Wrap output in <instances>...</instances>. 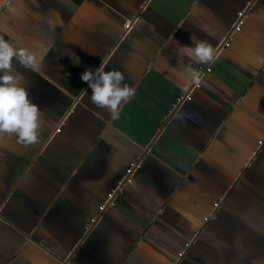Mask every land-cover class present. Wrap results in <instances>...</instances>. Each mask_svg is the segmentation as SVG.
<instances>
[{
  "label": "crops",
  "instance_id": "crops-1",
  "mask_svg": "<svg viewBox=\"0 0 264 264\" xmlns=\"http://www.w3.org/2000/svg\"><path fill=\"white\" fill-rule=\"evenodd\" d=\"M0 35L42 57L14 70L46 118L0 137V264H264V0H0ZM103 58L118 119L80 79Z\"/></svg>",
  "mask_w": 264,
  "mask_h": 264
},
{
  "label": "clouds",
  "instance_id": "clouds-1",
  "mask_svg": "<svg viewBox=\"0 0 264 264\" xmlns=\"http://www.w3.org/2000/svg\"><path fill=\"white\" fill-rule=\"evenodd\" d=\"M190 45L180 46V50L194 64L209 63L215 50L206 39L195 34L190 37ZM178 43V42H177ZM74 65L81 58L72 52L68 55ZM42 57L27 47L15 45L11 39L0 35V137L5 134L15 136L19 143L31 145L40 138L41 128L46 123L41 106L31 98V86L21 81L23 73L14 70V64L28 69H36ZM108 61L102 62L94 70L86 68L80 79L91 89L88 99L98 108L106 109L112 119H118L122 106L135 95L136 88L127 82L125 73L119 68L105 70ZM189 72L194 70L189 67Z\"/></svg>",
  "mask_w": 264,
  "mask_h": 264
},
{
  "label": "built area",
  "instance_id": "built-area-1",
  "mask_svg": "<svg viewBox=\"0 0 264 264\" xmlns=\"http://www.w3.org/2000/svg\"><path fill=\"white\" fill-rule=\"evenodd\" d=\"M243 17H244V12L241 11L239 12V17H238V21L235 25V29L239 30L241 28V24L243 23ZM131 26V22H128L126 23V28H129ZM206 71H210V68L207 66V67H202L200 69V76H202ZM199 82H200V79H198L197 81H195L193 83V85L191 86V88L188 89V91L186 92L185 95H183L180 99H179V102L183 101V100H190L192 98V93H193V90L195 87H197L199 85ZM61 129L58 128L57 131H60ZM263 143V139L259 141V144H262ZM129 171H131V169H129ZM115 193L116 191H112L109 195H108V198L107 200L105 201V203L102 204L101 206V209H105L106 207L110 206V205H115ZM216 206L219 205V202H216L215 204ZM182 253H180V255H182Z\"/></svg>",
  "mask_w": 264,
  "mask_h": 264
},
{
  "label": "rangeland",
  "instance_id": "rangeland-1",
  "mask_svg": "<svg viewBox=\"0 0 264 264\" xmlns=\"http://www.w3.org/2000/svg\"><path fill=\"white\" fill-rule=\"evenodd\" d=\"M183 253H185V251H184ZM180 256H183V254H182V255H180Z\"/></svg>",
  "mask_w": 264,
  "mask_h": 264
}]
</instances>
